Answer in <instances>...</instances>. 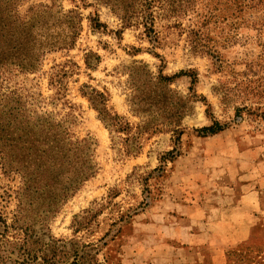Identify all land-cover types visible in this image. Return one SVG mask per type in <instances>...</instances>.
Here are the masks:
<instances>
[{
  "label": "rangeland",
  "instance_id": "1",
  "mask_svg": "<svg viewBox=\"0 0 264 264\" xmlns=\"http://www.w3.org/2000/svg\"><path fill=\"white\" fill-rule=\"evenodd\" d=\"M247 2L162 0L149 32L101 0H0V264H234L264 247V7ZM76 21L70 48L43 47ZM136 64L177 75V128L169 108L139 134ZM82 85L109 94L129 135L110 133ZM62 130L91 144L96 167L65 198Z\"/></svg>",
  "mask_w": 264,
  "mask_h": 264
},
{
  "label": "trees",
  "instance_id": "2",
  "mask_svg": "<svg viewBox=\"0 0 264 264\" xmlns=\"http://www.w3.org/2000/svg\"><path fill=\"white\" fill-rule=\"evenodd\" d=\"M105 4L110 5L112 10L116 12L119 18L125 24H130L132 17H138L146 28L147 31L153 32L152 23L153 18L150 16L148 10L155 7V4H159L162 0H101ZM247 4L253 6L254 0H247ZM256 4H261L264 7V0H255ZM69 11L67 14H63L67 18V23L70 25ZM73 18V17H72ZM99 24V23H98ZM63 35L48 34L44 37L43 47L47 49L52 48H70L77 36L80 25L78 21L73 26L69 27ZM96 26V25H95ZM150 26V27H149ZM94 27V26H93ZM97 28V27H94ZM121 31H115V34L119 35ZM119 38V37H118ZM89 56H93L94 63L89 60ZM85 66L88 69H93L99 62V56L95 53H89L85 56ZM131 83L132 92L127 101L132 113L140 117H144L145 121L143 125L138 126L139 134L141 132H147L148 130L155 129L159 125L165 124L166 121L156 123L152 121L154 116L158 113L164 112L171 108L173 113L178 117L177 121H168V125L173 124V128L179 126V122L186 114L185 104L188 102L183 97H176V94L168 87L170 81L174 76L163 75L160 71L158 75H153L151 71L146 69L144 64H136L128 73ZM80 94L85 97L90 105L95 109L100 120L104 123L105 127L112 133L115 131L125 132L129 135L131 127L129 123L120 115L113 112L108 106L109 94L103 90L92 88L88 85H82L80 88ZM179 104V107L177 106ZM220 126L217 123H213L210 126L202 127L198 131L203 135L214 134L220 130ZM175 133H180L178 129L174 130ZM61 146L60 161H59V184L62 198L67 197L69 191L79 186L87 178L91 177L96 172L95 164L92 162V152L89 150L90 143L84 139L69 138V133L66 130L60 132ZM136 139L134 136H128L125 141ZM137 149V144H132ZM48 150L45 149L41 152L42 156L47 154ZM41 156V157H42ZM233 255V254H232ZM234 264H264V247L256 248L250 251L249 247H245L240 251L234 253Z\"/></svg>",
  "mask_w": 264,
  "mask_h": 264
}]
</instances>
